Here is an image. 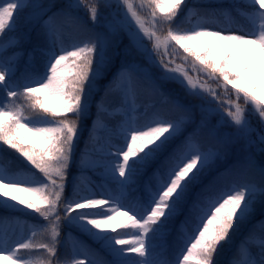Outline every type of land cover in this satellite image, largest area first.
Instances as JSON below:
<instances>
[{
  "label": "snow or ice",
  "instance_id": "1",
  "mask_svg": "<svg viewBox=\"0 0 264 264\" xmlns=\"http://www.w3.org/2000/svg\"><path fill=\"white\" fill-rule=\"evenodd\" d=\"M250 7L246 31L176 24L224 11L207 0L0 3V260L222 264L234 247L223 264H264V0ZM90 170L105 183L81 194ZM18 213L48 241L13 240Z\"/></svg>",
  "mask_w": 264,
  "mask_h": 264
},
{
  "label": "rangeland",
  "instance_id": "2",
  "mask_svg": "<svg viewBox=\"0 0 264 264\" xmlns=\"http://www.w3.org/2000/svg\"><path fill=\"white\" fill-rule=\"evenodd\" d=\"M214 1L215 2L211 3V4H223V3H225L224 5H221L224 11H222L219 16L217 15V17L208 18L207 16H204L201 14L198 15V16L201 15V17H198V16H196V14H194L191 17H189L187 11H182V12H180L178 17L176 18V24L182 29H190L196 25L198 20H205V21H207L208 26L212 27V28H217V27L218 28H229L230 27L232 29L243 28L246 31L252 30V28L250 29L247 26V25H249L252 27L250 21L247 19V17L245 15L242 14V13H245V12L251 10L250 0H243L242 2H241V0H228V1L226 0V2H224V0H214ZM187 2H188V6L191 7L197 2V0H187ZM207 2L209 3L210 1L207 0ZM0 3H3V0H0ZM133 3L136 5H139L140 0H133ZM242 3L247 4L248 7L241 6L240 4H242ZM234 4L237 5V7H232V5H234ZM151 11H152L151 8L145 6L144 9L141 10V15L147 21H150L152 19ZM216 13L218 14L219 12H216ZM157 15H162L159 13L158 9H157ZM238 16H241L243 19H240ZM163 30L166 33L167 26H164ZM149 47H151V44H149ZM182 51L183 50L181 49L180 52L182 53ZM184 55H186V54H184ZM180 60H181L180 63H182L183 61L181 58H180ZM193 75H195V74H193ZM210 83L212 84L213 87L216 86V85H213L214 82L210 81ZM220 91H222V90H220ZM94 110L95 109H93V111ZM112 118H113V120H111ZM115 120L119 121L120 117L115 116V117L109 118V120H108L109 126ZM87 123L89 124V126L91 125L90 121H88ZM25 135H27L29 138L34 139V137L32 136V133H25ZM85 139H87V135H85ZM81 148H83V144H81ZM230 162L231 161L223 162L221 167H223L225 164L230 163ZM37 176H39L38 173H37ZM86 177L90 178L91 184L85 183L82 180L81 185H80L81 194H85L87 192L88 188H93V190L99 191V189H95V185L105 183V181L101 177L96 175L95 172H93L91 170L86 173ZM69 181L71 182V177L69 178ZM107 187H110V186L107 185ZM71 192H72V188H71V185L69 184V187H67L65 189V196L68 198H71L72 197V196H70ZM18 194L22 195V196H25V195L29 196L28 193H24V192H20ZM96 198H101V197L99 195H97ZM0 215H2V214L0 213ZM124 219L125 218L122 216L118 217L114 223H120ZM20 220H21V223L19 225H14L12 228L9 229L10 236L13 240L26 239V238H31L32 240H35L34 238H38L40 236V238H42L41 242H47L48 241V239L50 238V234L48 232H45L44 230H42V232H39V230H41V229H37L36 232L38 234H35V236H32L31 226L33 225L34 222H28L27 219L23 216L20 217ZM73 235H76V233L74 232ZM76 236H78L79 239H81L80 238L81 234L76 235ZM63 238H64V233L62 232V239ZM81 240H83V239H81ZM66 245L67 244H64V243L58 245L57 257H53L54 260L57 258H59L60 260H64L61 253L63 252V249ZM19 255H22V252L19 253ZM24 258L29 262V264H37L34 261V259L29 257V256H24ZM0 264H9V261L0 260Z\"/></svg>",
  "mask_w": 264,
  "mask_h": 264
},
{
  "label": "trees",
  "instance_id": "3",
  "mask_svg": "<svg viewBox=\"0 0 264 264\" xmlns=\"http://www.w3.org/2000/svg\"><path fill=\"white\" fill-rule=\"evenodd\" d=\"M209 1H210V0H209ZM209 3H212V2H209ZM196 13H197L198 15L201 14V15H205V16H207V15H209V14L212 13V12L207 11L206 9L198 8ZM163 31H164V30H163ZM179 52H180V50H179ZM180 53H181V52H180ZM176 62H177V63H180V62H181L179 56L176 58ZM241 103H243L242 100H241ZM28 216L31 217V218H33V217H34V214H31V215H28ZM34 239H35V240H33V241H34L35 243H40L42 238H40V236H39L38 238H34ZM239 239H240V237H237V240H239ZM232 250H234V247H233ZM232 250H226L225 254L221 256L220 259H221V261H222V264H223L224 261H226V260L230 257V255H231V251H232ZM26 253L32 255L37 261L43 260V259L47 256V253L44 252L43 250L32 251V252H26Z\"/></svg>",
  "mask_w": 264,
  "mask_h": 264
}]
</instances>
